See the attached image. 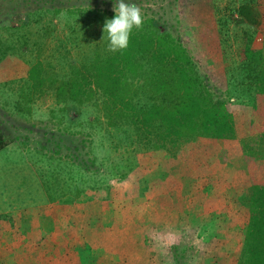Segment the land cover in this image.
<instances>
[{
  "label": "rangeland",
  "instance_id": "rangeland-1",
  "mask_svg": "<svg viewBox=\"0 0 264 264\" xmlns=\"http://www.w3.org/2000/svg\"><path fill=\"white\" fill-rule=\"evenodd\" d=\"M26 1L34 0H0V20L7 18V3L22 14ZM240 1L217 0L239 138L221 146L207 138L177 146L174 157L183 163L177 170L169 155L157 159L150 150H134L132 137L106 126L101 108L58 100L51 82L41 79L67 71V57L78 59L88 44L68 33L64 17L53 19L48 35L47 17H34L13 37L11 27L0 28V131L11 139L0 149V264H237L250 193L243 148L250 97L239 49L244 33L254 30L233 10ZM125 2L175 35L190 33L181 0ZM253 2L264 16V0ZM13 16L10 25L20 21ZM263 35L261 25L255 45ZM37 61L36 79L27 69ZM256 153L264 157V146ZM75 154H85L88 167L75 163ZM143 179L147 186L138 195L133 185ZM98 188L108 197H91Z\"/></svg>",
  "mask_w": 264,
  "mask_h": 264
},
{
  "label": "trees",
  "instance_id": "trees-1",
  "mask_svg": "<svg viewBox=\"0 0 264 264\" xmlns=\"http://www.w3.org/2000/svg\"><path fill=\"white\" fill-rule=\"evenodd\" d=\"M92 1L83 5H73L71 0H49L51 4L46 0L26 1L23 15L15 3H7V18L0 20V28L8 32L12 28L9 33L13 37L34 17L38 22L47 17L48 28L43 27V33L48 35L55 28L53 19L64 17L68 33L74 39L82 35L88 44L81 48L78 59L67 57V71L54 77L47 73L41 79L51 82L58 100L101 108L106 126L122 137H132L134 150H150L157 159L169 155L174 170L183 165L174 157L175 148L181 144L207 138L221 146L226 140L239 138L217 0H181V10L191 20L190 33L184 37L163 29L152 16L143 17V26L132 30L128 47L116 52L108 51L107 33L103 32L106 20L115 16L114 8L98 3L113 5L118 0ZM253 1L241 0L233 8L240 22L254 27L244 33L239 49L242 84L247 85L250 97L247 138L243 139L250 193L244 197L248 216L237 264H264V157L256 153L264 146V35L257 37L263 40L262 45L254 44L257 29L264 26V16L254 8ZM13 15L20 21L10 25L8 17ZM223 19L228 21L227 16ZM76 29L80 32L75 33ZM40 31L37 28L36 32ZM205 60L211 64L206 65ZM36 63L28 67L27 74H35L37 79L40 61ZM10 141L0 131V149ZM81 146H86L85 139ZM85 156L75 154L72 160L88 167ZM142 182L133 185L138 195L144 194L147 186L145 179ZM92 192L91 197H108L99 188Z\"/></svg>",
  "mask_w": 264,
  "mask_h": 264
},
{
  "label": "clouds",
  "instance_id": "clouds-1",
  "mask_svg": "<svg viewBox=\"0 0 264 264\" xmlns=\"http://www.w3.org/2000/svg\"><path fill=\"white\" fill-rule=\"evenodd\" d=\"M114 11V18L106 20L103 26V32L107 33L109 41L108 51L111 52L126 49L132 30L143 26L141 10L135 3L118 0Z\"/></svg>",
  "mask_w": 264,
  "mask_h": 264
}]
</instances>
